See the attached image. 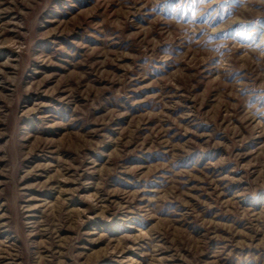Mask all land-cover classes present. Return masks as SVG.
Listing matches in <instances>:
<instances>
[{"label":"rangeland","instance_id":"obj_1","mask_svg":"<svg viewBox=\"0 0 264 264\" xmlns=\"http://www.w3.org/2000/svg\"><path fill=\"white\" fill-rule=\"evenodd\" d=\"M0 264H264V0H0Z\"/></svg>","mask_w":264,"mask_h":264}]
</instances>
